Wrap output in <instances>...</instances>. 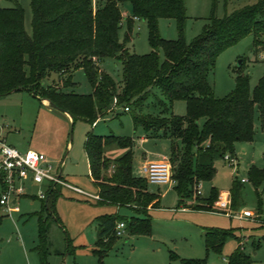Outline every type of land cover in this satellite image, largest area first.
Masks as SVG:
<instances>
[{
  "label": "trees",
  "instance_id": "obj_1",
  "mask_svg": "<svg viewBox=\"0 0 264 264\" xmlns=\"http://www.w3.org/2000/svg\"><path fill=\"white\" fill-rule=\"evenodd\" d=\"M34 20L33 35L25 27V9L0 8V97L13 91L26 90L40 101L50 100L59 110L94 124L117 103L141 105L158 89L165 96L158 98L162 114L135 112V126L148 131L169 132L172 144L170 161L173 167L174 187L179 195V207H191L187 200L198 192L201 182H212L217 174L215 160L226 153H235L239 141H253L256 128V113L264 131V74L255 86H251L248 73L244 72L245 61L238 67L235 88L223 97L215 94L209 82V74L215 69L219 55L248 35H253L256 49L264 43V0L244 5L223 17L212 15L203 32L188 42L183 35L187 18L185 0H31ZM130 3L127 18L145 19L149 28L152 50L146 54L133 52L126 40L118 36L124 18L122 5ZM162 17H173L179 22L177 39H165L159 30ZM164 51V59L159 49ZM115 57L123 64V89L117 93L113 80L100 67L101 60ZM83 68L92 86L91 93H79L74 71ZM56 71L60 80L44 85L43 79ZM184 99L185 115L170 112V104ZM169 102V104H168ZM130 110V105H127ZM204 118L201 125L200 119ZM118 142L126 152L115 159L105 154V147ZM133 138L115 134H97L89 131L84 150L89 160L90 176L98 188V204L126 206L133 215L101 214L97 223L98 239L94 253L98 264L115 245L118 222L125 223V232L130 235H152L153 217L151 208L161 205L160 195L149 189L144 177L133 173ZM114 165L111 174L107 171ZM249 179L259 193L264 184V168L252 165ZM242 186L238 180L230 190L232 207L240 205ZM60 190L51 185L39 219V242L35 249L42 264H47L50 253V218L59 222L56 200ZM260 194V193H259ZM220 191L211 186L208 196H197L192 208L217 211L215 201ZM34 197H37L34 195ZM48 202V207L46 205ZM2 205L0 203V210ZM2 217H0L1 220ZM229 238L239 244L228 256L227 264H253L242 239L235 228L205 227L204 243L207 253L222 254ZM259 244H257L258 246ZM172 259L179 255L171 252ZM183 264H206V258H181Z\"/></svg>",
  "mask_w": 264,
  "mask_h": 264
},
{
  "label": "rangeland",
  "instance_id": "obj_2",
  "mask_svg": "<svg viewBox=\"0 0 264 264\" xmlns=\"http://www.w3.org/2000/svg\"><path fill=\"white\" fill-rule=\"evenodd\" d=\"M258 0H185L186 20L183 35L188 42L201 34L210 23L214 14L225 16L244 5ZM17 4L25 9V27L29 35H33L34 13L31 0H0V8L14 7ZM130 3L122 5L124 18L121 21L118 36L121 42L126 40L131 30V40L127 43L129 49L138 54H146L152 50L149 42V28L145 19L135 18L130 23L127 10ZM160 34L165 39H177L180 35L179 22L173 17H162L159 20ZM264 41V37L262 38ZM164 59V51L159 49ZM245 61L244 72L250 75L251 86H255L259 77L264 74V43L256 49L253 35H248L237 44L222 52L216 62L215 69L209 74V82L215 94L223 97L235 88L238 67ZM101 70L115 83L117 93L123 89V64L115 57L101 60ZM72 87L79 93H91L92 86L83 68L74 71ZM60 75L52 71L43 79L44 85L56 84ZM158 98L165 96L158 89L141 105L117 103L112 109L101 116L95 124L77 118L68 121L61 110H49L42 102L26 90L13 91L0 97V136L7 137L6 141L19 142L20 148H31L45 153L62 166V175L68 182L85 190L81 193L68 186L57 185L61 190L56 200V210L59 222L55 218L48 221L50 253L47 264H98V256L94 253L98 239L97 223L94 219L101 214H130L127 207L118 208L114 204H98L93 196L98 188L90 177L89 164L84 150L87 133L115 134L133 138V173L137 177H145L142 167L145 163L164 158H170L172 140L169 132L148 131L143 126H135V112L162 114V107L157 103ZM169 104V102H168ZM130 105L131 110L125 107ZM170 112L185 115L187 104L184 99L175 100L169 106ZM163 115V114H162ZM204 118L200 119L202 125ZM256 134L253 141L236 143L233 164L228 159L219 156L215 160L217 174L212 182H204L201 192L194 194L187 203L192 207L197 196H208L212 184L221 191H230L234 181L242 186L240 205L233 210L243 212L250 209L259 216L264 209V184L256 187L249 179L251 162L264 168V131L260 127L259 113L255 118ZM30 141L32 144L29 145ZM68 142V143H67ZM47 146L48 152L42 147ZM247 149L244 151V149ZM118 142L105 147L106 154L117 158L124 154ZM229 154V153H226ZM160 157V158H157ZM157 158V159H153ZM112 171L110 172V170ZM112 167L107 171L113 172ZM247 181L243 182L242 179ZM46 189L47 184L29 185V195L21 196L18 203L11 200L12 211L1 210L0 216V264H42L41 257L35 246L39 242V219L37 213L43 209V199L34 197L39 189ZM1 189V187H0ZM149 189L162 195L161 207L151 211L153 217L152 235H121L109 253L104 257V264H183L181 258H206V264H225L228 254L235 249L238 241L229 238L223 253L214 251L207 253L204 243L205 227L235 228L236 232L244 235L241 243L254 259L253 264H264V223L255 218L230 217L218 211L220 199L215 201L217 211L198 210L179 207V195L173 184L150 183ZM221 193V192H220ZM232 199V196H231ZM260 242V247L254 245ZM171 252L179 255L172 259Z\"/></svg>",
  "mask_w": 264,
  "mask_h": 264
},
{
  "label": "built area",
  "instance_id": "obj_3",
  "mask_svg": "<svg viewBox=\"0 0 264 264\" xmlns=\"http://www.w3.org/2000/svg\"><path fill=\"white\" fill-rule=\"evenodd\" d=\"M116 101L117 98H115ZM125 110L128 111L130 108L126 106ZM225 158L233 164L234 157L231 154H226ZM60 171L61 168L57 167L55 162L45 153L33 149L22 151L9 144L5 138L0 137V203L3 210L10 213L12 211L11 200L15 199L16 201L21 196L27 195V188L32 184L39 185V187L47 184L45 190L41 188L37 192L36 196L41 199L47 198L48 189L51 185L56 186L58 184L85 193L80 187L68 183L63 175L59 177ZM142 171L150 183H170L174 185L176 183L173 179V167L169 158L147 162L143 165ZM247 180L246 178L242 179L243 182ZM202 185L203 182L198 186V193L201 192ZM93 196L96 199L100 198L98 194ZM219 199L218 211L230 217H257L258 220L264 223V209L259 216H256V213L250 209L237 212L233 210L230 192H221ZM116 231L119 236L126 233L125 223L118 222Z\"/></svg>",
  "mask_w": 264,
  "mask_h": 264
},
{
  "label": "crops",
  "instance_id": "obj_4",
  "mask_svg": "<svg viewBox=\"0 0 264 264\" xmlns=\"http://www.w3.org/2000/svg\"><path fill=\"white\" fill-rule=\"evenodd\" d=\"M127 13H128V10H127ZM42 102V104L43 105H45V106H48V107H50L49 108V110H52L51 109V107L53 108V110H56V109H54L55 107H53V106H51L50 104H49V101L48 100H42L41 101ZM57 110H59V109H57ZM63 114H64V116H65V118L69 121L70 119H71V115L69 114V113H67V112H63ZM97 121V120H96ZM95 121V122H96ZM95 122H94V124H95ZM0 137H3V136H0ZM3 138H5V139H7V137H3ZM68 143V142H67ZM9 144H11V145H13V146H15V147H17L18 149H20V150H22V151H26V150H24V149H22V148H20L19 146H21V144L19 143V142H10ZM32 144V141H30V143H29V145H31ZM44 150H42V151H45V152H48V150H49V148L47 147V146H44V147H42ZM28 149H31V148H28ZM27 149V150H28ZM247 149L245 148L244 149V151H246ZM104 151H105V149H104ZM41 152V151H40ZM125 152H126V150H125ZM124 152V153H125ZM105 154H106V152H105ZM107 155V154H106ZM87 156V155H86ZM108 156V155H107ZM109 157V156H108ZM111 158V157H110ZM157 158H160V157H157ZM157 158H153V159H157ZM113 159H115V158H113ZM170 159V158H169ZM87 161H88V164H89V160H88V157H87ZM254 163L255 162H251V166L252 165H254ZM112 168H114L115 169V166L114 165H112L111 166ZM60 168H62V167H60ZM114 169H113V171H114ZM89 170H90V165H89ZM110 170V169H109ZM112 171V169L110 170V172ZM91 177V176H90ZM64 178V177H63ZM144 178H146V177H144ZM215 178H216V176L214 177V179H213V181L215 180ZM67 181V180H66ZM148 181V180H147ZM68 182V181H67ZM68 183H70V182H68ZM148 183H149V181H148ZM71 185H74V184H72V183H70ZM61 185V184H60ZM174 185V184H173ZM57 186V185H56ZM61 186H65V185H61ZM75 186H77V185H75ZM212 186H214L213 184H212ZM0 187H1V185H0ZM79 187V186H78ZM71 188V187H70ZM81 188V187H80ZM81 189H83V188H81ZM60 190V189H59ZM74 190V189H73ZM84 190V189H83ZM76 191V190H75ZM85 191V190H84ZM152 191V190H151ZM220 192H230V191H221V190H219ZM60 192H61V190H60ZM27 195H29V193L27 194ZM95 195H97V193L95 194ZM160 195V194H159ZM34 196V195H33ZM160 197V203H161V200H162V195H160L159 196ZM21 198V197H20ZM20 198H18L16 201H15V199H14V202L15 203H18L19 202V200H20ZM115 205V204H114ZM118 208H120V207H126V206H119V205H116ZM161 207V205L159 206V207H156V208H160ZM127 208H129V207H127ZM182 208V207H181ZM188 208H190V209H194V208H192V207H188ZM130 210H131V213L130 214H128V213H126V214H123V215H127V216H130V215H133L134 214V211L131 209V208H129ZM153 209H155V208H151L150 209V211H152ZM233 209H234V207H233ZM1 210H3V207L1 208ZM0 210V211H1ZM211 211V210H210ZM115 213H119V211H115ZM0 217H2V216H0ZM236 231V230H235ZM236 234L239 236V237H243L244 235H242V234H239L238 233V231L236 232ZM227 243V242H226ZM238 244H239V242H238ZM238 244L236 245V247H235V249L237 248V246H238ZM257 244H259L258 246H257ZM226 245V244H225ZM254 245L258 248V247H260V242L258 241V243L256 242V241H254ZM244 246H245V244H244ZM225 247V246H224ZM234 249V250H235ZM233 250V251H234ZM245 250H246V247H245ZM246 252H247V250H246ZM248 253V252H247ZM230 254H228V256H229ZM228 256H227V258L225 259V264H227V261H228ZM254 260V259H253ZM254 263V262H253Z\"/></svg>",
  "mask_w": 264,
  "mask_h": 264
},
{
  "label": "water",
  "instance_id": "obj_5",
  "mask_svg": "<svg viewBox=\"0 0 264 264\" xmlns=\"http://www.w3.org/2000/svg\"><path fill=\"white\" fill-rule=\"evenodd\" d=\"M240 63H242V61L240 62ZM241 65V64H240ZM43 100H45V99H43ZM46 100H48V99H46ZM49 101V104L51 105V106H53V107H55V108H57V109H59L55 104H53L50 100H48ZM62 175V169H61V171H60V173H59V177ZM46 205H47V207H48V202L46 201ZM49 208V207H48Z\"/></svg>",
  "mask_w": 264,
  "mask_h": 264
}]
</instances>
